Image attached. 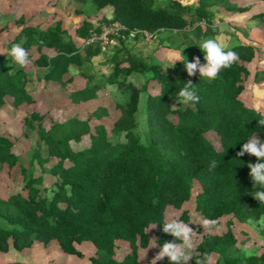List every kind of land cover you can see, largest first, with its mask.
Listing matches in <instances>:
<instances>
[{"label":"trees","instance_id":"trees-1","mask_svg":"<svg viewBox=\"0 0 264 264\" xmlns=\"http://www.w3.org/2000/svg\"><path fill=\"white\" fill-rule=\"evenodd\" d=\"M231 1L197 0V6L189 8L171 1L90 0L99 10H111V19L104 22L124 27L121 32L124 36L132 30L149 34L189 31L200 21L209 22L208 8L223 6L231 10ZM256 17L262 19L264 14ZM92 28L91 24L83 23L76 34L85 40ZM193 31L198 39L205 37L198 27ZM118 41L122 48L118 52L124 53V58L112 56L111 74L98 80L92 71V59L100 55L99 45L77 47L60 22L45 30L25 26L8 44V49L20 44L26 52L35 51L34 63L45 83L65 86L72 82V77L65 76L70 68H75L87 86L70 95L73 103L94 100L106 84L124 89L128 100L117 105L120 116L110 128V134L122 135V139L114 143L108 140L104 125L91 128V118L100 116L96 113L85 120L72 118L63 124H51L48 129L37 126L46 155L42 158L35 150L32 159L41 166L54 161L48 173L58 180L56 191L48 197L41 188L42 177H35L29 169L20 167L22 193L6 200L0 198V252H20L35 242L43 246L54 242L62 254L79 258L81 254L76 245L89 243L95 249V256L89 259L91 264H141L138 251L148 247L151 240L148 231L152 229L157 244L170 241L172 237L164 234L157 223L168 222L165 210L181 209L190 201L192 189L197 185L195 210L202 218L216 223L195 248L189 264H207L212 254L222 264H264L262 255L243 261L233 258L235 239L230 230L221 235L211 233L225 216H232L238 222L264 219V203L252 198L257 188L248 176L247 165L256 158L248 154L236 156L239 142L251 134L264 140V125H261L264 116L240 101L243 80L248 76L243 64L253 59L252 49L247 45L224 49L234 51L237 60L222 69L215 79L203 80L197 74L187 77L182 60L174 63L173 77L166 76L159 65L134 60L123 49V41ZM133 72L147 75V81L159 85V94L148 95L143 107L147 127L145 142L135 134V115L140 94L146 88L117 81L118 76ZM185 82L193 84L199 100L194 105L181 104L173 109L171 103L177 101L175 94ZM26 85L27 77L21 68L14 65L1 68L0 106L6 97L15 106L32 104L33 94L26 90ZM41 120L42 117L31 113L24 124L32 129ZM209 133L216 137L217 146L207 136ZM85 136L89 138V146L73 151L70 142L78 143ZM12 146L0 133V170L17 164V157L11 153ZM213 160L217 161V167L210 169ZM180 220L187 222L186 211H182ZM118 244H125L128 250L120 258L116 257ZM160 264H167V258Z\"/></svg>","mask_w":264,"mask_h":264},{"label":"rangeland","instance_id":"rangeland-1","mask_svg":"<svg viewBox=\"0 0 264 264\" xmlns=\"http://www.w3.org/2000/svg\"><path fill=\"white\" fill-rule=\"evenodd\" d=\"M175 2L181 7L193 8L197 6V0H156V2ZM231 10L223 6L208 8L209 22L200 21L189 31H160L153 33L149 38L140 35L134 38L110 37V44L101 48L100 55L92 59V71L98 80L101 76L109 77L113 62L112 56L124 58V53L118 52L120 43L123 41V49L136 61H143L159 65L164 75L173 77V66L169 59L172 50L182 49L181 54L189 60L199 59L205 62L198 47L201 39L196 37L193 29L198 27L205 34L204 38H214L224 48L235 45H247L253 51V59L244 63L248 76L243 80V92L240 101L243 105L255 113L264 116V18L256 16L264 14V1L259 0H233L230 2ZM109 8L97 9L90 0L80 2L78 0H0V69L14 65L21 68L27 77L26 90L33 94L32 104L13 105L10 98L6 97L5 102L0 106V133L12 143L11 153L17 157L18 162L13 168L3 166L0 170V198L6 200L9 196L22 193V176L20 167L29 169L33 176L42 177V190L48 197L56 191L55 183L57 178L50 175L48 170L54 164L49 161L43 166L39 165L36 159H32V153L38 150L40 156L45 158V145L40 141L37 126L48 129L51 124H63L67 120L76 118L85 120L96 113L99 118H91V128L102 124L106 127L108 140L112 143L122 139L110 134V128L119 118L120 112L117 105H123L128 100V94L116 84H106L96 93V98L86 103H73L70 95L87 86L86 81L79 76L75 68H70L65 78L72 77V82L67 85L45 83L40 79V70L36 67L34 60L37 54L33 49L27 53L29 61L27 65L18 66L8 58V44L15 35L25 26H34L45 30L47 27L61 23V27L70 36L73 43L81 48L83 39H80L76 30L83 23L92 25L91 31H99L106 26L111 19ZM212 30V32H211ZM90 31V32H91ZM89 32V33H90ZM203 39V38H202ZM110 60V61H109ZM182 60V59H181ZM177 62V61H176ZM175 63V62H174ZM167 66V68H165ZM125 67V66H123ZM165 68V69H164ZM195 75V73L193 74ZM148 76L133 72L118 76L117 81L124 80L139 89L146 88V92L140 94L138 111L135 115V134L145 142L147 138L146 115L143 111L144 103L148 95L159 94V85L154 81H147ZM173 109L181 106L177 101L171 103ZM31 113L42 117L41 122H35L34 128L30 129L24 124V119ZM207 136L217 144L214 134ZM88 136L82 137L78 143L70 142L73 151H81L89 146ZM217 146V145H216ZM193 196L181 209L167 208L164 213L165 220L171 218L180 219L182 211H186L189 227L195 233L192 236V247L189 250L191 258L195 255V248L202 241L203 236L210 233L208 229L200 226L203 219L195 210L194 195L199 193L198 186H194ZM230 230L235 245L233 258L243 261L250 256H264V219L238 222L232 216H225L218 222V227L211 233L224 234ZM152 237V229L148 231ZM148 245H152V241ZM147 247L138 251L139 262L148 264V261L158 252V247ZM81 257L66 256L62 254L54 242L47 246L40 243H33L30 247L20 252L9 250L7 253L0 252V264L21 261L26 264H91L90 258L95 256V249L89 243L76 245ZM145 255H144V251ZM125 244H118L117 258L127 252ZM190 260L188 261L189 264ZM157 261V264H160ZM207 264H222L220 258L212 254ZM239 264H243L240 262Z\"/></svg>","mask_w":264,"mask_h":264},{"label":"clouds","instance_id":"clouds-1","mask_svg":"<svg viewBox=\"0 0 264 264\" xmlns=\"http://www.w3.org/2000/svg\"><path fill=\"white\" fill-rule=\"evenodd\" d=\"M196 46L202 54V58L205 61L204 64L201 65L199 59L195 57L191 62H188L181 54L182 49H177L169 53L171 67L174 66V62L176 61L181 63L182 59L183 63H181V65L187 77H192L195 73L198 79L213 80L222 69L230 67L238 58L234 51L230 49L224 50L214 38H203ZM8 58L12 63L18 66H24L30 63L27 52L20 44L11 46L8 50ZM165 68H167V66ZM175 98L179 104L185 105H194L199 100L196 89L193 88L191 82L183 83V86L176 92ZM261 125H264V122H262ZM239 143L240 150L236 153L237 157L248 154L256 158L254 163L247 165L249 169L248 176L253 186L257 188L252 198L256 202L264 203V140H260L251 134L244 142ZM216 167L217 161H211L209 168L214 169ZM215 223L214 220L203 218L199 225L206 229H212ZM157 224L161 225L162 232L171 236L172 239L162 244H157L156 241L151 240L153 243L149 247H158L159 250L152 259L148 261V264H157V261L164 258H167V264H188V261L191 259L189 250L192 247V236L195 233V231L189 227V223H185L180 219L171 218L168 222ZM146 250L144 251V255Z\"/></svg>","mask_w":264,"mask_h":264},{"label":"built area","instance_id":"built-area-1","mask_svg":"<svg viewBox=\"0 0 264 264\" xmlns=\"http://www.w3.org/2000/svg\"><path fill=\"white\" fill-rule=\"evenodd\" d=\"M124 30V27L119 25L118 23H110L106 26H103L99 31H91L89 36L83 41V46L89 45H99L103 48L105 45L110 44V37L117 38H134L137 35H140L143 38H149L153 35L145 32L132 30L129 31L125 36L121 33Z\"/></svg>","mask_w":264,"mask_h":264}]
</instances>
